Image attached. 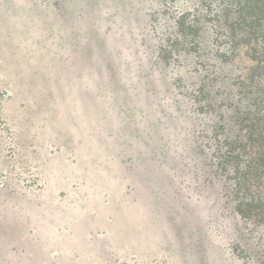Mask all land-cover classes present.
<instances>
[{
    "label": "trees",
    "instance_id": "trees-1",
    "mask_svg": "<svg viewBox=\"0 0 264 264\" xmlns=\"http://www.w3.org/2000/svg\"><path fill=\"white\" fill-rule=\"evenodd\" d=\"M68 2L0 0V24L9 29L7 32L3 27L5 32L0 34V42L6 38L9 46L14 38H18V31L14 28L17 22L22 28L30 25L28 38L32 41H29L31 50L30 46L19 50L16 46L8 49L19 55L21 69L14 74L7 71L4 77H0V195H7V199L0 198V204L9 200L8 205L16 206L18 212L15 214L21 217L33 214L22 215L26 209L33 212L40 207L39 203L33 204L36 206L34 208L24 205L25 202L40 200L44 193L50 192V186H33L40 179V169L34 170L32 177L31 165L26 163L38 156L37 148L42 146V139L43 146L51 141L57 145L53 146L56 151L48 149L45 152V157L48 151L56 153L54 161L50 162L53 172H63L68 168L62 165L64 160L69 161L71 169L80 170L78 160L84 158L80 148L90 154L104 142L102 147L106 154L107 151L111 152L113 143L108 138L100 141L96 137L90 139L87 145H82L86 136L80 132L79 138L75 139L73 132L83 129L86 121L94 123L96 115L92 114L93 111L98 113L97 121L99 119L111 131L116 129L117 132L122 130L121 125L127 127L126 118L129 120L132 115L133 109H128L127 114L120 110L112 111L114 107L102 98L91 102L93 91L86 95H73L71 88L58 89L61 87L60 55L73 51L65 46L62 35H58L60 38L56 40V36H52L53 29L50 32L41 19L38 21L42 23H36L29 16L37 10L44 13L51 7L64 20L62 17L69 8ZM77 2L80 13L91 15L89 22L92 21L96 30L92 39L93 42L100 40L96 46L102 55H148L147 51L153 55L152 67L157 72L156 93H151L154 114L150 118L147 113L142 112V115L154 123L155 129L152 130H155V136L164 135L158 129L160 127L170 134L179 129L186 132V138L182 140L185 142L184 150L176 155L173 153L171 157L165 149L164 138L157 139L164 143L163 148L156 145L152 147V160L157 167L182 166L194 178L199 172L208 187L218 183L220 197L225 199L216 217L208 215L205 223H199L201 232L194 231L189 221L190 240L184 248L167 251L157 246L156 253L165 251L170 252L171 257L175 255L176 261L181 260V263L174 264H264V0ZM129 25L135 26L131 32L127 29ZM31 28L38 31L34 32ZM129 34L132 37L131 45L126 47L123 39ZM50 39L49 47L43 49L39 46L40 41H43L40 43L42 45ZM105 42L111 47L106 46ZM1 64H9V60L1 56L0 70H4ZM134 85L133 81L125 82V87ZM144 92L148 93V90ZM107 94L110 93H105L103 97ZM66 98L64 105L63 100ZM87 102L89 105H86ZM66 103H71L69 108ZM90 103L95 105L91 109ZM61 105L64 106L61 109L67 111L66 114L60 111ZM133 107L135 113H139L138 107ZM76 108L83 113L77 114V117L69 116ZM112 120L116 123L114 127L110 126ZM147 121L142 131L145 139L150 137ZM102 133L106 136L105 132ZM65 152H69L67 158ZM170 158L172 161H169ZM123 188L120 200L128 196L131 197L128 201L134 203L133 196L139 190L131 189L129 192L126 185ZM61 189V195H65L64 188ZM26 191L37 193L28 196ZM177 194L174 192V198H171L175 204L178 203L175 200ZM50 199L49 196L48 199L45 197L42 206L44 209L50 208L51 212L36 213L37 217L34 218L43 227L23 217L19 221L21 227H17L14 234L16 240L30 235L31 229L37 227L45 233L51 230L52 224L57 223L46 222L60 213L50 205ZM171 199L155 191L154 195L149 194L148 199L142 198L140 201L150 203L147 211L157 212L161 201L162 204L174 206ZM177 210L185 212L184 207ZM71 224L72 221H67L66 225L55 228L57 233L64 232L66 242H63L72 251L69 256L76 259L80 252L87 256L88 253H95L97 245L94 236L99 232L89 230L78 239L68 228ZM171 227H175L174 222L169 220L165 229ZM181 232L185 234V231ZM12 241V237L3 238L7 250L1 252L0 264H19L22 258H27L24 249L14 246ZM149 254L155 255L152 251ZM112 264H118V260L114 259Z\"/></svg>",
    "mask_w": 264,
    "mask_h": 264
},
{
    "label": "rangeland",
    "instance_id": "rangeland-1",
    "mask_svg": "<svg viewBox=\"0 0 264 264\" xmlns=\"http://www.w3.org/2000/svg\"><path fill=\"white\" fill-rule=\"evenodd\" d=\"M68 3L69 8L66 9V14L62 17L64 20L61 19L59 12L51 7L44 13L37 10L33 15L30 13L29 16L33 17L36 23L41 21L46 23L50 32L53 29L52 36H56V40H58V37L60 38L58 35H62L66 41L65 46L68 50L73 51L70 54L64 52L63 55H60V59H62L59 69L61 87L58 89L70 90L71 88L73 95H86L93 91L90 98V101L91 99L93 101L91 102L103 99L105 102H110L111 107H114V109L111 108L112 111L120 110L127 114L128 109H133L132 115L129 120L126 118L127 127L121 125L122 130L117 132L116 129L111 131L99 119L97 121V112L93 111L92 113L96 115L94 116L96 120L88 112L94 123L86 121L84 128L80 129L81 131L76 130L72 136L78 139L80 132L85 135L82 145H87L90 139L96 137L100 141L102 138H108L113 144L111 152L107 151L106 154L105 148L102 147L103 141L98 149L90 154L83 152L80 148L81 155L84 157L83 160H78L81 164L80 170L71 169L69 161L64 160L62 165H66L68 168L63 172H53L50 169L52 165L50 162L54 161L56 153L48 151L45 157V152L48 149L53 152L56 151L53 146L57 145L54 141H51L43 146L44 139H42V146L37 148L38 156L33 158L34 160H27L26 163L31 165L30 176L32 177L34 176V170L38 171V168L40 169V179L33 186H50V192H47L51 195L44 193L40 200L33 199L32 203L25 202L24 205H30L34 208L36 206L33 204L39 203L40 206L38 209L35 208L33 212L31 209L22 212V215L33 213L28 216L21 217L20 214H15L18 212L16 206L8 205L9 200H7L8 203L2 202L0 204V254L7 250L3 238L12 237V243L15 244L13 245L23 248V253L27 257L26 259L22 258L19 264H112L114 259L118 260V264L181 263V260L176 261L175 255L169 256L170 252L156 253L157 246L159 248L160 246L164 247L167 251L184 248L190 240L188 238L189 221H191V228L194 231L201 232L202 227L198 228L199 223L203 224L208 215L209 217H216L217 211L225 201L224 198L221 199L220 197V186L215 183L212 187H208L199 172L194 178L190 171L182 169V166H179V168H173L174 165L157 167L152 160L154 158L152 147L156 145L163 148L164 144L157 141V139L164 138L166 142L165 149L168 150L171 157L173 153L176 155L184 150L185 142L182 140L186 138V132L179 129L177 132L170 134L160 127L158 129L164 135L155 136V130H152L155 129L154 123L147 121L142 115V112L147 113L148 118H150L154 114V100L151 93H156L154 88L157 72L152 67L153 55H149V51H147L148 55H126L127 53H124V55H102L96 46L100 40L93 42L92 39L96 30L92 21L89 22L91 15H88L87 12L80 13L77 0H69ZM31 11H33L32 8ZM39 19L41 21H38ZM0 25H2L0 26V34L4 31L3 27L5 31H9L7 26H3L2 23ZM27 25L30 27L29 24ZM35 25L40 30L42 29L38 24ZM19 27L21 25L17 22L14 28L17 29L19 36L13 39L12 45L7 46L8 40L2 38L0 48L6 47L8 50L16 46L19 50L30 46L31 50L32 41L28 38L30 34L29 27ZM31 29H34V32L36 30L35 28ZM127 29L131 32L135 29V26L129 25ZM131 39L130 34L127 35L123 39L124 46L129 47ZM42 42L40 41V43ZM50 42L51 39L46 44L41 45L39 43V46L47 48ZM105 45L111 47L106 42ZM7 50H1L0 52L2 57L9 60V64H1L4 67V70H0L1 78L4 77L7 71L14 74L21 69L18 63L19 55ZM128 81H133L135 85L130 88L125 87V82ZM145 89L148 90V93L144 92ZM105 93L110 94L103 97ZM70 96L68 95V97ZM67 99L63 100L64 105ZM74 102L79 103L78 101ZM69 104L71 105V103ZM68 105L67 108H69ZM72 105L78 104L72 103ZM86 105H89V102ZM94 106L90 103L89 109ZM133 106L138 107L140 114L137 111L135 113ZM63 107V105L60 106V111L62 110L66 114L67 111L61 109ZM81 112L83 113L82 110L76 108L69 116L77 117V114H81ZM146 121L148 122L149 139H145L142 133ZM67 123L68 121H66ZM110 126H116L114 120L111 121ZM102 131L106 133V136L103 135ZM61 134L65 135L66 133ZM176 139H178L177 143H175ZM65 153L67 158L69 152ZM169 161H172L171 158ZM165 163H168V161L165 160ZM123 185H126V190L129 192L131 189L133 191L139 190L133 196L134 203L128 201L131 198L128 196L120 200L124 190ZM32 188L27 189L32 190ZM61 188H64L65 195H61L63 191ZM155 191L163 193L169 199L174 198V192L178 193L175 199L178 203L175 204L171 199L174 205L172 206L166 203L162 204L163 201H161L158 213L147 211L148 206H151L150 203L144 200L140 201V199H148L149 194L154 195ZM36 193H28V196ZM48 196L51 197L50 205L56 207L60 213L57 214L58 217L47 219L46 222L55 221L57 223L52 224L51 230L44 233L41 228L37 227H43L42 224L34 218L37 217L36 213L40 215L44 211L51 212L50 208L44 209V205L42 206L44 198L47 197L48 199ZM5 197L7 195H0V198L7 199ZM180 207L185 208L184 213L177 212ZM42 209L44 210L41 211ZM23 217L28 222L37 225V228L31 229L30 235L16 240L14 234L17 227H21L19 221L23 220ZM169 220L174 222L175 227L165 229ZM67 221H72L68 228L72 230L73 236H77L78 239H80L81 234H85L89 230H94V233L99 232L97 236H94L97 245L95 253H88L87 256L84 252H80L77 254L76 259L69 256L72 251L66 247L67 244H64L66 242L64 232L57 233L55 231V228L66 225ZM180 229L185 231V234ZM178 230H180L179 233ZM150 251L155 255L151 256ZM133 256L136 259H131Z\"/></svg>",
    "mask_w": 264,
    "mask_h": 264
}]
</instances>
